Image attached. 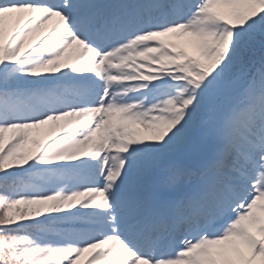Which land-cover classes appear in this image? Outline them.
Returning <instances> with one entry per match:
<instances>
[{
    "label": "snow or ice",
    "instance_id": "6c2138e0",
    "mask_svg": "<svg viewBox=\"0 0 264 264\" xmlns=\"http://www.w3.org/2000/svg\"><path fill=\"white\" fill-rule=\"evenodd\" d=\"M85 253L264 264V0H0V264Z\"/></svg>",
    "mask_w": 264,
    "mask_h": 264
},
{
    "label": "rangeland",
    "instance_id": "374dc122",
    "mask_svg": "<svg viewBox=\"0 0 264 264\" xmlns=\"http://www.w3.org/2000/svg\"><path fill=\"white\" fill-rule=\"evenodd\" d=\"M13 26H14V21L9 23V25L7 26V32H10ZM187 51L189 52V54H194V50L191 48H188ZM56 131L57 129L51 124L45 125L39 130H32L29 133L28 142L26 144L21 145L20 150L22 152H27L28 154L35 153V151L37 150L36 145L39 143H44V141L50 135H53ZM90 255H91L90 253H85V255L80 259V261H78V264H86V261Z\"/></svg>",
    "mask_w": 264,
    "mask_h": 264
}]
</instances>
